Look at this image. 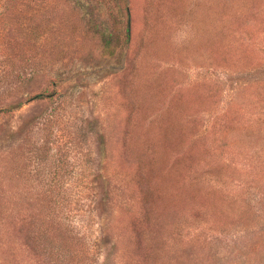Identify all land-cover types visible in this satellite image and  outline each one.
I'll return each mask as SVG.
<instances>
[{"label": "rangeland", "instance_id": "rangeland-1", "mask_svg": "<svg viewBox=\"0 0 264 264\" xmlns=\"http://www.w3.org/2000/svg\"><path fill=\"white\" fill-rule=\"evenodd\" d=\"M227 2L0 0V264H264V0Z\"/></svg>", "mask_w": 264, "mask_h": 264}, {"label": "trees", "instance_id": "trees-1", "mask_svg": "<svg viewBox=\"0 0 264 264\" xmlns=\"http://www.w3.org/2000/svg\"><path fill=\"white\" fill-rule=\"evenodd\" d=\"M226 3V0H221V5L224 6ZM228 4H230L231 6H234L236 8L237 5V0H229V2H227ZM126 16L127 13H126ZM230 25H225L223 27V29H221V31H219L218 36H219V48H220V53H224L227 54L229 56V53H232V49L234 46L232 37H233V31L229 28ZM129 38V20L128 18L126 19L125 22V29H124V43L126 44ZM234 53V52H233ZM42 95L41 94H36L33 96L32 99H41ZM4 110V109H1ZM0 110V111H1ZM8 110V109H7Z\"/></svg>", "mask_w": 264, "mask_h": 264}]
</instances>
